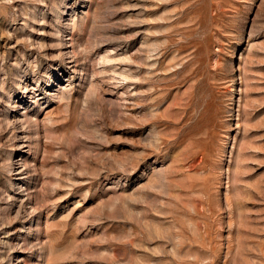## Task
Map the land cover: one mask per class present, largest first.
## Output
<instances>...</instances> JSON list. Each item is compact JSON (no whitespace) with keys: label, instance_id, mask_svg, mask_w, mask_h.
I'll return each mask as SVG.
<instances>
[{"label":"rangeland","instance_id":"obj_1","mask_svg":"<svg viewBox=\"0 0 264 264\" xmlns=\"http://www.w3.org/2000/svg\"><path fill=\"white\" fill-rule=\"evenodd\" d=\"M0 264H264V0H0Z\"/></svg>","mask_w":264,"mask_h":264}]
</instances>
